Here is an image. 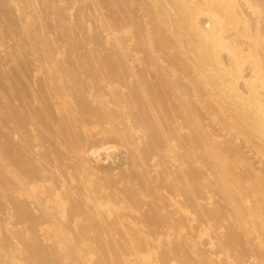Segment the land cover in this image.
<instances>
[{"label":"bare ground","instance_id":"bare-ground-1","mask_svg":"<svg viewBox=\"0 0 264 264\" xmlns=\"http://www.w3.org/2000/svg\"><path fill=\"white\" fill-rule=\"evenodd\" d=\"M0 264H264V0H0Z\"/></svg>","mask_w":264,"mask_h":264},{"label":"rangeland","instance_id":"rangeland-1","mask_svg":"<svg viewBox=\"0 0 264 264\" xmlns=\"http://www.w3.org/2000/svg\"><path fill=\"white\" fill-rule=\"evenodd\" d=\"M210 19H213L212 17H209Z\"/></svg>","mask_w":264,"mask_h":264}]
</instances>
